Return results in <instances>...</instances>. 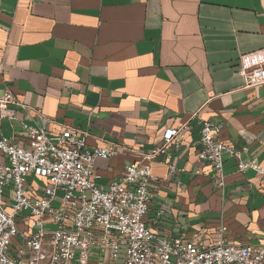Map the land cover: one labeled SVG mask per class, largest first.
Instances as JSON below:
<instances>
[{
    "label": "crops",
    "instance_id": "obj_1",
    "mask_svg": "<svg viewBox=\"0 0 264 264\" xmlns=\"http://www.w3.org/2000/svg\"><path fill=\"white\" fill-rule=\"evenodd\" d=\"M262 48L264 0H0V96L8 89L26 105L11 107L0 131L27 145L23 125L54 135L68 124L88 131L89 147L122 146L95 160L104 186L188 122L169 151L179 171L151 164L147 224L169 237L262 244L264 177L224 152L217 189L197 160L203 119L225 144L248 147L243 161L264 166V84L245 87L238 72L241 54Z\"/></svg>",
    "mask_w": 264,
    "mask_h": 264
},
{
    "label": "built area",
    "instance_id": "obj_2",
    "mask_svg": "<svg viewBox=\"0 0 264 264\" xmlns=\"http://www.w3.org/2000/svg\"><path fill=\"white\" fill-rule=\"evenodd\" d=\"M238 72L245 87L264 84V48L241 54ZM17 106L26 107L6 89L0 96V123L12 118L11 107ZM199 127L197 160L210 165L217 189L225 183L224 152L239 171L250 168L264 177V166L242 160L247 146L225 144L219 127L208 120L200 119ZM189 130L188 122L166 128L145 162L126 165L104 186L97 183L95 160L117 155L122 146L89 147L88 131L68 124L54 135L23 125L27 145L0 131V264H116L120 259L122 264H264V243H232L221 234L211 243L169 237L147 224L151 184L157 181L151 164L164 162L169 174L178 172L168 162L169 151Z\"/></svg>",
    "mask_w": 264,
    "mask_h": 264
},
{
    "label": "rangeland",
    "instance_id": "obj_3",
    "mask_svg": "<svg viewBox=\"0 0 264 264\" xmlns=\"http://www.w3.org/2000/svg\"><path fill=\"white\" fill-rule=\"evenodd\" d=\"M40 181V180H39ZM41 182V181H40Z\"/></svg>",
    "mask_w": 264,
    "mask_h": 264
}]
</instances>
